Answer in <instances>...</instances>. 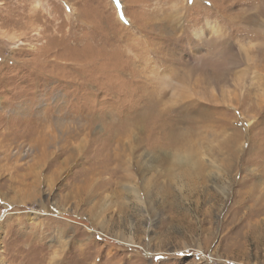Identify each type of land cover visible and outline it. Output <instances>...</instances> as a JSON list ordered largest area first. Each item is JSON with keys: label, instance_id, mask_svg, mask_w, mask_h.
<instances>
[{"label": "rangeland", "instance_id": "rangeland-1", "mask_svg": "<svg viewBox=\"0 0 264 264\" xmlns=\"http://www.w3.org/2000/svg\"><path fill=\"white\" fill-rule=\"evenodd\" d=\"M0 264H264V0H0Z\"/></svg>", "mask_w": 264, "mask_h": 264}, {"label": "bare ground", "instance_id": "bare-ground-1", "mask_svg": "<svg viewBox=\"0 0 264 264\" xmlns=\"http://www.w3.org/2000/svg\"><path fill=\"white\" fill-rule=\"evenodd\" d=\"M196 1L200 2V0H196ZM123 4H124V6H125V3H123ZM131 243H132L131 241H130V242H127V243H126V241H124V240L122 241V244H126V245H128V246H129V244H131Z\"/></svg>", "mask_w": 264, "mask_h": 264}, {"label": "snow or ice", "instance_id": "snow-or-ice-1", "mask_svg": "<svg viewBox=\"0 0 264 264\" xmlns=\"http://www.w3.org/2000/svg\"><path fill=\"white\" fill-rule=\"evenodd\" d=\"M159 259V258H158Z\"/></svg>", "mask_w": 264, "mask_h": 264}]
</instances>
